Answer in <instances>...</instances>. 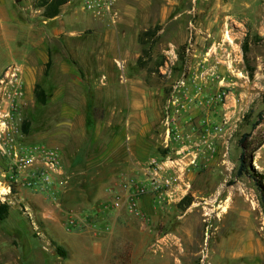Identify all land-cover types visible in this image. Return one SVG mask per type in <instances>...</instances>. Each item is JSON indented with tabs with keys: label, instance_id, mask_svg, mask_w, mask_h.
<instances>
[{
	"label": "rangeland",
	"instance_id": "374dc122",
	"mask_svg": "<svg viewBox=\"0 0 264 264\" xmlns=\"http://www.w3.org/2000/svg\"><path fill=\"white\" fill-rule=\"evenodd\" d=\"M16 1L20 33L42 45L37 55L30 46L29 91L26 60L8 59L25 80L12 108L16 136L58 148L68 182L50 194L8 191L0 156V202L8 203L0 263L264 264V0H116L115 22L83 0H64L54 16L42 0ZM246 132L262 187L235 174ZM153 156L171 163L166 200L148 193L147 216L124 207L92 214L109 204L110 183L142 178ZM85 211L92 232L103 230L99 249L90 261H68L54 233L67 229L70 212L81 222ZM110 226L123 228L111 243Z\"/></svg>",
	"mask_w": 264,
	"mask_h": 264
},
{
	"label": "built area",
	"instance_id": "2783aa9c",
	"mask_svg": "<svg viewBox=\"0 0 264 264\" xmlns=\"http://www.w3.org/2000/svg\"><path fill=\"white\" fill-rule=\"evenodd\" d=\"M116 0H83L82 8L95 17H103L115 22L117 17ZM0 74V156L5 161L2 174L7 177L6 187H27L48 194L53 193L68 182L58 148L43 142H22L17 139L18 123L13 119L12 108L21 102L25 93V80L22 69L16 62L4 66ZM167 158L170 159L167 155ZM194 159L189 161L193 162ZM171 161V160H170ZM171 163L155 156L148 160L144 176L124 177L110 183L106 190L109 204L93 205L92 214L107 207L122 208L140 214L139 199L151 194L154 200L162 202L168 198L173 175ZM7 192V191H5ZM80 226V216L70 212L67 216V229Z\"/></svg>",
	"mask_w": 264,
	"mask_h": 264
},
{
	"label": "crops",
	"instance_id": "0c3cea01",
	"mask_svg": "<svg viewBox=\"0 0 264 264\" xmlns=\"http://www.w3.org/2000/svg\"><path fill=\"white\" fill-rule=\"evenodd\" d=\"M22 23L18 2L16 0H0V71L11 62L9 60L16 61L17 58L23 57L26 62H20V64H23L25 69V78L28 86L26 90L29 91L31 82L33 81L32 73L37 66L34 62L27 60L30 55V46L32 44L35 46V51H38L37 55L40 54V47L42 45L40 44V38H36L34 43H30V38L23 37V34L19 31ZM31 42L33 41L31 40ZM45 197L47 196L45 195ZM45 197H40V206H43L45 209L43 213L47 211L55 216L53 206L50 204L46 207V204L49 203ZM154 206L155 204L152 202L149 194H144L140 197L139 208L144 215L147 216V213L152 211ZM96 217H99V214ZM102 218L99 217L97 220L100 222L107 221V218L104 216ZM90 219V215L85 211V214L81 217L78 229L76 227L71 229L64 228V230L59 229L54 233L58 240L57 244L65 250V258H68V261H90L93 256V247L96 250L99 249V241L95 237L96 235H102L101 231L103 230L92 232ZM45 227L49 228V225ZM113 227L110 226V230L103 233L107 236L106 238L109 243L112 240H116L117 234L123 233V228L116 226L114 229Z\"/></svg>",
	"mask_w": 264,
	"mask_h": 264
},
{
	"label": "trees",
	"instance_id": "16d2710c",
	"mask_svg": "<svg viewBox=\"0 0 264 264\" xmlns=\"http://www.w3.org/2000/svg\"><path fill=\"white\" fill-rule=\"evenodd\" d=\"M64 0H42L43 4H48L46 9L47 16H54L58 13L59 5ZM49 64V60L46 62ZM36 96L41 102H45L46 100V92L41 87L39 83L36 84ZM22 127L24 130L27 129V121H23ZM249 133H243L239 139V145L241 147L239 156H238V164L235 168L236 175H242L244 173L250 175L258 184L259 187H262V179L263 175L259 171H257L251 164V160L253 158V153L257 147V145H251V141L248 140ZM261 141H259L260 143ZM257 143V144H259ZM8 212V203L5 201L0 202V218H4ZM56 249H58L62 254H65V250L61 248L58 244L56 245ZM1 264V263H0Z\"/></svg>",
	"mask_w": 264,
	"mask_h": 264
},
{
	"label": "bare ground",
	"instance_id": "6f19581e",
	"mask_svg": "<svg viewBox=\"0 0 264 264\" xmlns=\"http://www.w3.org/2000/svg\"><path fill=\"white\" fill-rule=\"evenodd\" d=\"M226 36L229 38V34L228 33H226ZM230 41V40H229Z\"/></svg>",
	"mask_w": 264,
	"mask_h": 264
}]
</instances>
